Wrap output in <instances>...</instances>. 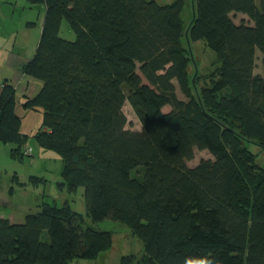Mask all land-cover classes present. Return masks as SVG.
Returning a JSON list of instances; mask_svg holds the SVG:
<instances>
[{
    "label": "trees",
    "instance_id": "16d2710c",
    "mask_svg": "<svg viewBox=\"0 0 264 264\" xmlns=\"http://www.w3.org/2000/svg\"><path fill=\"white\" fill-rule=\"evenodd\" d=\"M27 1L46 9L23 66L42 86L21 102L3 81L0 141L22 158L29 135L17 108L42 113L33 136L61 156L60 185L84 188L93 223L111 218L143 242L142 258L120 264H264V168L246 146L264 148V0H190L188 22L186 0ZM63 20L75 40L60 36ZM199 40L216 60L192 81L187 41ZM126 102L141 130L126 128ZM195 148L214 158L189 166ZM85 221L68 201L42 202L20 223L0 217V264L97 258L113 233Z\"/></svg>",
    "mask_w": 264,
    "mask_h": 264
},
{
    "label": "rangeland",
    "instance_id": "374dc122",
    "mask_svg": "<svg viewBox=\"0 0 264 264\" xmlns=\"http://www.w3.org/2000/svg\"><path fill=\"white\" fill-rule=\"evenodd\" d=\"M24 1L0 0V87L5 79L17 80L18 70L34 56L39 44L46 9L42 5H32L27 0ZM156 1L167 4L173 0ZM191 16V2L186 0L182 17L188 22ZM231 16L237 24H253L246 14L233 12ZM60 36L71 41L76 39V34L66 20L61 24ZM187 47L193 56L190 73L194 81L197 73L206 74L214 68L216 53L203 40L192 43L187 41ZM255 73H263L259 51ZM18 82L19 99L24 93L35 95L42 86L41 80L28 75ZM175 84L178 96L186 100L177 81ZM170 109L169 105L164 108L166 111ZM123 110L128 118L126 128L141 130V123L129 102L124 104ZM41 115L40 111H34L22 120V130L29 135L22 150L32 148L31 154L25 153L22 158L15 157L13 150L18 145L0 141V217H7L15 223H20L27 214L40 211L42 202L62 205L68 201L74 210L85 217L87 226L94 225L98 229L109 230L114 238L112 247L97 258H75L69 264H120L123 255H134L136 261L142 258L145 254L144 244L126 224L111 218L93 223L86 214L84 188L80 187L76 192L70 193L60 185L64 182L61 156L54 150L40 146L33 136L42 123ZM246 144L248 149L256 154V164L264 168V148L254 143ZM208 158H214L208 150L195 148L194 158L188 160L187 164L195 166L202 159ZM143 169V167L135 169L132 174L137 175L138 171ZM34 177L41 180L33 181Z\"/></svg>",
    "mask_w": 264,
    "mask_h": 264
},
{
    "label": "crops",
    "instance_id": "0c3cea01",
    "mask_svg": "<svg viewBox=\"0 0 264 264\" xmlns=\"http://www.w3.org/2000/svg\"><path fill=\"white\" fill-rule=\"evenodd\" d=\"M20 1H22V2H25L24 0H20ZM43 6V5H42ZM44 8H45V6H44ZM24 66V65H23ZM19 72V73H18ZM18 74H17V80H12V81H10L14 86H15V88H16V93H17V91H18V88H19V85H18V81H20V79H22V78H24L25 76H26V74H25V72H24V69H23V67H22V69H19L18 70ZM8 80V79H7ZM9 81V80H8ZM3 84V83H2ZM1 88H2V86L0 87V91H1ZM24 95H28V96H32L33 94H29V93H24L23 95H22V98H21V102H22V100H23V96ZM17 112H18V114L22 117V120L23 119H25V117L26 116H28L29 114H31L32 112H34V111H25L22 107H21V105H19L18 106V108H17ZM31 112V113H30ZM42 116V115H41ZM22 132L23 133H25V134H28V132H25L24 130H22ZM11 221H12V219H11ZM13 222V221H12Z\"/></svg>",
    "mask_w": 264,
    "mask_h": 264
},
{
    "label": "built area",
    "instance_id": "2783aa9c",
    "mask_svg": "<svg viewBox=\"0 0 264 264\" xmlns=\"http://www.w3.org/2000/svg\"><path fill=\"white\" fill-rule=\"evenodd\" d=\"M25 153H26V154H31V153H32V148H27V149L25 150Z\"/></svg>",
    "mask_w": 264,
    "mask_h": 264
}]
</instances>
